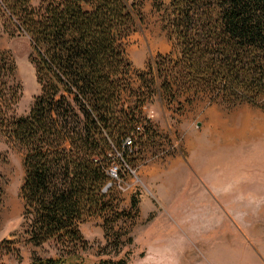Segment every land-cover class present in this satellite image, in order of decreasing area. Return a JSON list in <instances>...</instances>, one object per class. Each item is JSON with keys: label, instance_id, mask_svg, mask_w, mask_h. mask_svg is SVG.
<instances>
[{"label": "trees", "instance_id": "obj_1", "mask_svg": "<svg viewBox=\"0 0 264 264\" xmlns=\"http://www.w3.org/2000/svg\"><path fill=\"white\" fill-rule=\"evenodd\" d=\"M33 2L0 0V20L30 41L41 86L29 114L18 117L21 86L13 61L0 52V141L25 152L27 244L56 249L31 264H86L81 226L102 217L112 230L119 220L112 169L121 173L120 161L130 170L145 132L137 111L153 93L169 103L187 96L190 104L207 99L264 112V0H172L166 29L176 52L139 75L145 92L135 108L122 104L131 71L123 42L143 19L141 8L130 0ZM3 197L0 183V228Z\"/></svg>", "mask_w": 264, "mask_h": 264}, {"label": "rangeland", "instance_id": "obj_2", "mask_svg": "<svg viewBox=\"0 0 264 264\" xmlns=\"http://www.w3.org/2000/svg\"><path fill=\"white\" fill-rule=\"evenodd\" d=\"M171 1L130 0L143 19L123 42L131 67L122 93L125 108H135L145 92L139 75L158 56L176 52L166 29ZM11 31L0 20V52L13 61L21 86L15 113L25 117L41 86L29 39ZM187 98L169 103L159 91L137 111L145 128L137 154L130 156V170L120 161L121 173L112 169L118 182L111 199L120 218L112 230L102 217L81 226L89 245L86 264H264V112L250 105H210L207 99L190 104ZM24 157L17 144L0 141V264H31L33 256L56 253L52 244H27Z\"/></svg>", "mask_w": 264, "mask_h": 264}, {"label": "built area", "instance_id": "obj_3", "mask_svg": "<svg viewBox=\"0 0 264 264\" xmlns=\"http://www.w3.org/2000/svg\"><path fill=\"white\" fill-rule=\"evenodd\" d=\"M142 130H143L142 126H139V127H138V131H142ZM128 144H129V145L132 144L131 140H128ZM177 146H178V143H177V142H174V143H173V148H176Z\"/></svg>", "mask_w": 264, "mask_h": 264}]
</instances>
